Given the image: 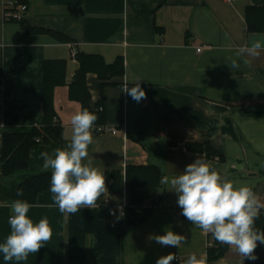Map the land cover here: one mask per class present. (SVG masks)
Listing matches in <instances>:
<instances>
[{
	"label": "crops",
	"instance_id": "crops-1",
	"mask_svg": "<svg viewBox=\"0 0 264 264\" xmlns=\"http://www.w3.org/2000/svg\"><path fill=\"white\" fill-rule=\"evenodd\" d=\"M0 0V242L9 234L4 207L18 199L20 184L41 171L40 153L65 147L71 137V116L82 109L70 97V84L80 63L78 52L101 55L107 64L122 57L125 74L105 87L95 73L86 83L92 103L105 113V125L116 135L92 129L89 157L105 175L127 166H155L162 177L184 171L201 157L239 185L253 186L264 202V52L250 64L231 69L228 57L264 32H249L245 19L248 6H264V0H23L28 5L25 23L5 17ZM22 4V0H12ZM51 32L62 34L60 41ZM198 49H201L198 51ZM47 60L66 62L65 83L54 88L55 125L61 129L56 141L40 142L30 153L29 172L7 179L3 174L2 135L30 133L44 128V65ZM139 81L146 99L139 103L122 92ZM189 144H210L220 155L190 151ZM51 173V171H47ZM110 183V180L107 181ZM151 218L127 238L116 218L108 219L105 208H81L63 214L52 204L50 188L38 195L29 216L35 222L47 218L53 235L38 253L26 261L0 264H156L168 253L182 259L191 253L206 254L207 264H241L230 248L218 260H208L215 239L191 225L180 212L178 195L162 184ZM109 204L119 208L127 201L123 187L119 195L104 193ZM264 212V210H261ZM171 229L187 236L179 248L164 247L150 235ZM258 259L243 264H264V244L256 249Z\"/></svg>",
	"mask_w": 264,
	"mask_h": 264
},
{
	"label": "clouds",
	"instance_id": "clouds-1",
	"mask_svg": "<svg viewBox=\"0 0 264 264\" xmlns=\"http://www.w3.org/2000/svg\"><path fill=\"white\" fill-rule=\"evenodd\" d=\"M264 52V40L254 39L235 50L228 57L232 70L239 69L241 62L250 64L251 58H258ZM122 92L139 103L146 99V92L139 81L129 88L125 84ZM98 116L87 108L76 111L70 119L71 137L65 147H57L52 153L43 151L41 171H51L50 192L53 203L63 214H75L81 208L97 207L98 199L106 192V177L93 165L89 157V145L93 144L92 129ZM161 184L169 185L170 191L178 195L177 204L186 220L211 236L220 244L227 245L241 258L257 260L256 249L264 244V230L255 226V221L264 210V202L254 192L253 186L239 185L216 170L209 162L197 157L186 165L183 172L172 177L163 176ZM22 191L17 192L21 196ZM4 207L11 210L8 216L9 234L0 242V254L4 262L26 261L29 254L38 253L53 231L48 219L35 222L30 218L34 207L26 200L15 199ZM111 211V210H110ZM122 215V213H121ZM119 219V217H118ZM164 247L179 248L187 242V236L171 229L163 235H150ZM177 261L175 253L160 256L156 264H172ZM183 264H207L206 254L191 253Z\"/></svg>",
	"mask_w": 264,
	"mask_h": 264
},
{
	"label": "trees",
	"instance_id": "trees-1",
	"mask_svg": "<svg viewBox=\"0 0 264 264\" xmlns=\"http://www.w3.org/2000/svg\"><path fill=\"white\" fill-rule=\"evenodd\" d=\"M22 4L27 5L23 0ZM28 6V5H27ZM245 19L249 32H264V6H248L245 9ZM28 32L37 30L30 27L25 21L20 22ZM60 41H68L62 34L51 32ZM80 63V68L70 84V97L81 103L82 108L98 116L94 127L105 125L104 110H99V103H92L91 94L88 90L86 77L88 73H95L101 81V87H105L110 80L125 74L124 58L119 57L112 64H107L101 55H91L78 52L75 56ZM66 62L64 60H47L44 65V128H34L30 133H4L2 135L3 151V174L7 179L29 172L30 153L34 146L40 142L56 141L61 136V129L55 125L56 113L53 105L54 88L65 83ZM190 151L206 153L208 158H214L220 154L210 144H189ZM108 194L119 195L123 187L127 190V203L125 216L117 219L116 223L124 227V239L145 224L152 216L155 204L162 188L160 180L161 171L155 166L131 165L127 166L125 176L120 171L105 174ZM51 173L43 171L25 183L20 184L18 191L22 195L18 199L26 200L35 204L38 195L50 188ZM110 180V183L107 181ZM105 208L108 219L110 205L105 203L104 195L98 201ZM258 229L264 230V212L255 221ZM229 250L227 245L220 244L215 240L208 248V260L215 261L224 257Z\"/></svg>",
	"mask_w": 264,
	"mask_h": 264
},
{
	"label": "built area",
	"instance_id": "built-area-1",
	"mask_svg": "<svg viewBox=\"0 0 264 264\" xmlns=\"http://www.w3.org/2000/svg\"><path fill=\"white\" fill-rule=\"evenodd\" d=\"M224 2H227V3H232V2H235V1H238V0H223ZM28 10V6L25 5V4H19L18 2L16 1H12V0H5L4 1V12H5V17L8 19V20H13V21H18V22H21L25 19V14ZM201 49H198V51H200ZM77 54V50L76 48L72 47V55L75 57ZM6 95L4 94H0V106L2 107L6 101ZM99 110L102 111L103 110V107H99ZM0 127L1 128H4L5 125L3 122H0ZM94 130L95 132H99V133H110V134H113V135H116L117 133L120 132V130L112 127V126H108V125H101V126H97V127H94ZM105 203L109 206V197H106L105 198ZM126 203H124V205H122L121 207L119 208H116V207H110V210H109V215L111 218H116L118 219L125 216L126 214V210H125V207H126ZM122 213V215H121ZM181 214V212H180ZM209 246H212V243H210ZM181 257L177 255V261L176 262H179L181 261Z\"/></svg>",
	"mask_w": 264,
	"mask_h": 264
}]
</instances>
